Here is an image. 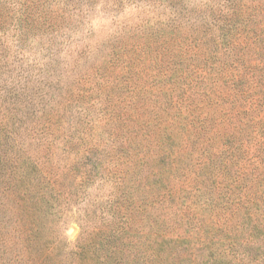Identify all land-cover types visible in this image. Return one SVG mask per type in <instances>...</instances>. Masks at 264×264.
<instances>
[{
  "label": "rangeland",
  "instance_id": "1",
  "mask_svg": "<svg viewBox=\"0 0 264 264\" xmlns=\"http://www.w3.org/2000/svg\"><path fill=\"white\" fill-rule=\"evenodd\" d=\"M213 257L264 264V0H0V264Z\"/></svg>",
  "mask_w": 264,
  "mask_h": 264
},
{
  "label": "trees",
  "instance_id": "2",
  "mask_svg": "<svg viewBox=\"0 0 264 264\" xmlns=\"http://www.w3.org/2000/svg\"><path fill=\"white\" fill-rule=\"evenodd\" d=\"M242 224H245L246 226H248L252 232H256V233H262L263 232V230L259 228V223L256 225H252L250 218H247V219L244 218V221H242ZM172 242L174 243L175 240H169L168 241V243H172ZM230 261L231 260L224 262V260L221 259V257H213L212 261H209V264H229Z\"/></svg>",
  "mask_w": 264,
  "mask_h": 264
}]
</instances>
